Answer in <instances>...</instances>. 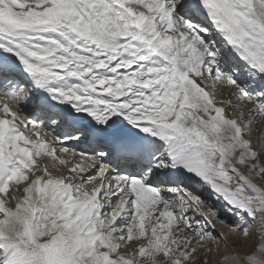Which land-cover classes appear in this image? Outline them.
Wrapping results in <instances>:
<instances>
[{
    "label": "snow or ice",
    "instance_id": "obj_1",
    "mask_svg": "<svg viewBox=\"0 0 264 264\" xmlns=\"http://www.w3.org/2000/svg\"><path fill=\"white\" fill-rule=\"evenodd\" d=\"M257 125L264 0H0V264H264Z\"/></svg>",
    "mask_w": 264,
    "mask_h": 264
},
{
    "label": "bare ground",
    "instance_id": "obj_2",
    "mask_svg": "<svg viewBox=\"0 0 264 264\" xmlns=\"http://www.w3.org/2000/svg\"><path fill=\"white\" fill-rule=\"evenodd\" d=\"M224 94L227 95V90H225V93ZM261 127H262V125L259 127L260 131H257L256 132V135H258V136H262V134H263V129ZM196 187L199 188L200 186L197 185ZM202 191L204 192V195L207 196L206 190H202Z\"/></svg>",
    "mask_w": 264,
    "mask_h": 264
},
{
    "label": "rangeland",
    "instance_id": "obj_3",
    "mask_svg": "<svg viewBox=\"0 0 264 264\" xmlns=\"http://www.w3.org/2000/svg\"><path fill=\"white\" fill-rule=\"evenodd\" d=\"M260 126H261V125H257V128L259 129ZM261 128L263 129V134H262V136H264V126H262Z\"/></svg>",
    "mask_w": 264,
    "mask_h": 264
}]
</instances>
